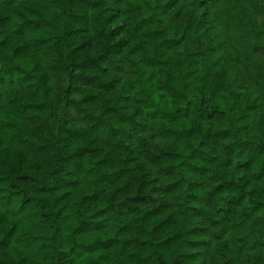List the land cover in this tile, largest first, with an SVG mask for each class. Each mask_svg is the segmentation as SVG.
<instances>
[{
	"label": "clouds",
	"instance_id": "obj_1",
	"mask_svg": "<svg viewBox=\"0 0 264 264\" xmlns=\"http://www.w3.org/2000/svg\"><path fill=\"white\" fill-rule=\"evenodd\" d=\"M0 264H264V0H0Z\"/></svg>",
	"mask_w": 264,
	"mask_h": 264
}]
</instances>
